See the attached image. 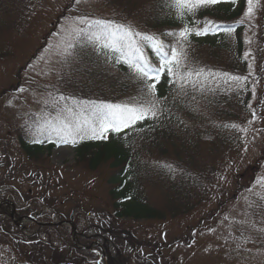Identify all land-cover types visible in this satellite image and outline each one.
<instances>
[{
  "label": "trees",
  "instance_id": "trees-1",
  "mask_svg": "<svg viewBox=\"0 0 264 264\" xmlns=\"http://www.w3.org/2000/svg\"><path fill=\"white\" fill-rule=\"evenodd\" d=\"M17 1L23 3L25 0H0V12L7 17L11 13L18 16V12L22 13V9L15 7ZM105 4L117 13L121 18V23L131 21L138 31L159 37L168 46L166 50L176 45L179 39L178 35L168 36L166 33L178 34L185 25L203 29L207 21L220 26L215 32L209 31L206 34L207 36L220 35L216 40L210 39V41L200 44L197 41L193 43L190 41V35L188 41L184 43L187 59L181 67V72L189 69H204V73L201 76H191L189 78L191 82L186 83L183 88H181L183 82L178 81L175 76H169L165 69L161 72L158 82L147 81V83H155V95L153 96L145 82L138 79L127 65L117 64L113 59L111 63L119 67L121 75L118 73L119 75L116 77L99 80L94 92L107 96L108 102L112 104L116 103L119 96L132 93H140V96L137 97L140 100H157L160 102L159 116L156 115L158 121L155 119L156 116H149L131 126L123 138H119L117 135L110 136L107 132L106 139L85 140L79 143L75 150L77 166L88 172L104 173L102 182L111 207L110 213L101 209L89 210L92 213L87 211L85 213L82 210L73 221L75 225L86 227L91 223L89 228L103 233L105 240H113L120 252L124 251V254L119 258V264H154L152 256L125 251V239L127 238L130 245L134 243V240L118 222L123 218L133 221L154 220L159 222L176 219L186 215L187 210L190 212L204 197L205 193L199 189V186L203 179L207 182L210 180V177H205L208 170L194 171V164L195 155L208 153L196 154L201 129L205 127L206 123L212 121V116L197 120L196 107L193 108L191 103L200 101L204 107H207L209 97L218 93L219 79L215 78L213 74V62L216 59L227 61L225 69L235 71V76L243 75L241 70L247 67V61L243 58L244 46L240 37L241 29L238 27L240 24L237 22L242 15L244 0H236L235 3L228 0V2H221L218 5L203 7L196 12L195 16L186 15L183 19L177 16L174 9L167 6L166 0H105ZM228 28L233 31L228 33L225 31ZM234 35L236 41L232 42ZM195 36L197 37V35ZM82 52L91 61V64L98 66L99 53L93 46L89 45L83 48ZM146 54L155 67L160 66V57L153 53L151 48H146ZM1 58L3 56H0ZM217 65L222 64L218 63ZM100 76H102L101 72L98 74V77ZM192 82H195V87ZM241 93L244 95L238 100L247 110L250 97L248 85L244 86ZM113 95L119 96L109 98ZM217 98H219L218 95ZM219 102L222 109H228L229 99L221 96ZM165 111L167 112L165 113ZM183 112L195 118L187 122L182 119ZM216 117L220 119L218 125L214 129L209 127L214 136L210 147L211 153L224 148V143L239 142L241 139L240 130L232 127L239 120L235 112L230 111V115H226V117L220 116V114ZM157 123L162 129L160 132H157ZM132 139H139L140 144L138 142L137 147H131ZM19 140L25 153L32 160H37L38 156L44 152H51L52 147L45 150V147L28 146L21 138ZM154 152L161 159L166 158V163L151 164V159H155L156 156ZM171 159L175 165L182 166L184 174H179L175 178L171 175L172 180L169 182L163 177L169 170L168 162ZM208 166L212 171V164L209 163ZM148 186L157 190L161 197L157 206L149 201L146 193ZM63 219L67 220L68 218H61V220ZM2 224L6 231L11 228L15 234L21 237L20 231L13 226L10 220ZM83 230L85 229H78V234ZM43 232L58 235L60 230L49 228L44 229ZM121 235L124 236V239L119 244L117 236ZM37 238L25 241L28 242L26 244L22 243V251L17 248L28 264H95L90 253L84 254L77 251L68 238L62 243L57 242L58 247L40 242ZM82 242L84 243V241Z\"/></svg>",
  "mask_w": 264,
  "mask_h": 264
},
{
  "label": "rangeland",
  "instance_id": "rangeland-1",
  "mask_svg": "<svg viewBox=\"0 0 264 264\" xmlns=\"http://www.w3.org/2000/svg\"><path fill=\"white\" fill-rule=\"evenodd\" d=\"M61 2L62 0H41V5L37 9V12L32 19V21L35 20L36 23L29 30L30 37L26 38L24 35L21 34L16 35L15 40L17 43L14 47L16 58L11 60L10 63H8V61L0 62V92L2 89L1 87L9 84L10 80L12 79V74L16 71V69L20 65H22L24 61L28 59V57L32 55L33 51L40 45L39 39L43 37L50 29V26L46 28V22H48V20L53 17V15L56 13V6ZM77 5H79L77 8L78 11L88 12V14L92 15L93 19H104L110 21L113 20V16L110 15L105 8L102 9L100 7L99 2L98 1L96 2V0H81V2L77 3ZM40 9L42 10L39 13ZM246 10H247V6H246ZM58 13L59 11L56 13V15ZM100 14H102V16H100ZM259 17L260 16L257 13V8H256L255 17L250 22L256 23ZM75 22L76 21L74 20L72 24L64 23V27L60 35L61 37L59 39H56L58 40L57 42L56 40L53 42L54 46L50 48V50L47 51L46 54L43 56V57H47L45 63H43V65L39 66L33 72L32 76L35 79L45 81V87L46 89H48V93L50 89H54V90L62 89V84L60 82L61 78L64 75H69L73 71H77L80 65V63L77 61L75 57H73V55L65 56L62 54L63 42L66 39V33L64 29H67L70 25H73ZM79 26L83 27V25H79ZM53 35H51L47 39V46L50 43ZM2 39H4V41L7 42L11 40V35L5 34L2 37ZM25 39L31 40L33 47L32 50L29 46H27ZM23 98H24L23 94L19 96V99H17L14 96V94H9L7 98V102L9 105L13 107V113L10 116L4 117L8 109V106L6 105L0 106V114H1L0 121L9 119L13 117L16 113L22 111L26 105L25 101L22 100ZM34 104H36V102ZM185 117H184L185 121H189L188 119L189 116H185ZM256 128H258V124L254 123L249 127V130L252 131ZM253 132L254 131H252V133ZM4 134H5V129L3 126H0V136ZM249 149H251V147H249ZM244 154L238 160L237 164L243 165L253 162L252 149L247 153L246 157H243ZM40 159L41 161L47 160L50 164L61 169L60 171L61 174L59 173L55 174L57 176L56 179L61 182V185L63 186V189L65 191H69L71 193L69 202H66L65 198H62L60 201H58L56 209H58L61 212L63 211L70 212L72 211V209L75 210L79 209L80 204L73 203V201L77 198L79 201L83 202L85 207L104 208L106 210H109V206H108L109 202L107 197L105 196V190L102 187H101V191L97 192L98 194H94L95 193L94 189H92L91 194L88 192L84 194L81 193V191L85 187H90V188L99 187L100 179L99 180L94 179L92 175H90L89 173H84L82 170L83 168L76 165L77 161L75 158V153L69 146L60 145L55 149H53L49 155L47 153L42 154ZM247 165L243 166L240 172H242ZM57 188H59V186H57ZM16 194H17L16 196L17 200L12 196H8L7 199L9 201H14L18 208L25 206V203L21 201L22 199H21L20 191L16 190ZM48 194L51 197L58 196L53 192L52 188L50 189V192H48ZM149 195L152 201L154 197L152 196V193L150 191H149ZM8 209L9 206L7 207L5 206L2 208V210H0V220L3 218V216H6ZM34 211L36 212L35 214L41 216L42 218L52 219L53 222L60 221L59 218H57L55 215L52 216L44 215V213H46V209L44 208H39L37 210L35 209ZM222 214H226V211L223 208L219 210L217 215L221 216ZM227 216L228 215H223V217H227ZM194 217L195 216L193 215L180 219L178 221L175 220L167 225H162L149 221H145V222L130 221L129 219L126 218L122 219L120 223H122L124 229L126 230L129 229L131 231L129 232L131 233L133 239H135L137 242L143 243V245H141L138 249H141V251L145 253L153 252L154 254L159 255L158 252H161V250L155 249V246H157L156 243L158 244L172 243L173 240L176 239L177 237H185L188 235L189 232H190V236L194 238V234L196 232L189 230L190 226L194 224V220H193ZM200 217L201 214H199V218ZM28 225L29 223L27 222L24 224L23 232H25V234L31 235V229H27ZM66 228L67 227H64L62 232L68 234ZM230 231H228L227 234H229ZM92 234L94 233L91 230H87V234H84L83 237L84 238L89 237ZM41 237H43L42 240L45 241L46 238L51 236L49 234H43ZM117 239H119L118 242L120 244L121 240L123 241L124 236L123 235L117 236ZM125 240H127V238ZM219 240H220V235L217 238H211V237L200 238L196 241H193L189 248V250L196 248L194 251L189 252V250L187 251L184 249L172 250L168 248L163 251L162 257L169 264H174V262H176V264H224L222 262V255H221L223 251L222 237H221V243H219ZM98 242H100L104 247L103 250L107 257L106 264H119V258L124 254V251L123 250L122 252H120V250L118 251L117 246L114 245L115 243H113L112 241H105L102 238H98ZM135 245L138 244L136 243ZM236 251H237L236 249L232 248V252L235 253ZM127 252L130 251L128 250ZM9 253H11L13 256L17 255L12 250L9 240H5L0 232V257H1L0 264H16L13 262L16 260L15 258H11V259L5 258L6 255H8ZM234 256L240 261L239 264L243 263V260L239 258L240 256H238L237 254H234Z\"/></svg>",
  "mask_w": 264,
  "mask_h": 264
},
{
  "label": "snow or ice",
  "instance_id": "snow-or-ice-1",
  "mask_svg": "<svg viewBox=\"0 0 264 264\" xmlns=\"http://www.w3.org/2000/svg\"><path fill=\"white\" fill-rule=\"evenodd\" d=\"M80 2L81 0H76V3ZM221 2H228V0H166L167 6L174 9L181 19L186 15L195 16L199 9ZM231 2L235 3L236 0H231ZM258 5L259 0H247V10L240 22L244 23L245 20L250 22L254 19ZM79 25H83V27ZM219 27V25H213L211 21H207L203 29L185 25L178 34L166 33L168 36L178 35L179 38L176 45L166 50L168 46L159 37L140 32L131 25L104 19L79 17L73 25L64 29L66 39L63 42L62 54L65 56L72 55V49L81 41H86L99 54L105 55L107 59L114 58L117 64L124 63L127 65L138 79L145 82L147 89L154 96L155 83H147V81L155 80L158 82L161 72L165 69L169 76H175L178 81L183 82L181 88L186 83L191 82L189 79L191 76H201L204 73V69H189L181 72V67L187 59L183 45L193 33L197 36L206 35L209 31L215 32ZM225 31L231 33L233 29L228 28ZM146 48H151L152 52L160 57L159 67L152 64L146 54ZM251 67L250 64L249 68L251 69ZM224 77H226L225 83L231 81L237 86H242V81L247 79V77L228 73H224ZM192 83L195 87V82ZM254 93L255 89H253ZM68 99L65 96H60L58 99L54 98L52 106L56 115L51 116L49 114L48 117L43 118V122L38 127L41 132L55 133L60 136L64 143L69 142V140L75 143L77 137L80 139L85 137L106 138L105 134L109 129L113 132H120L149 116L155 117L158 111L157 102L152 99L134 98L132 103L123 104L73 101L71 105L66 103ZM60 101H65V103L60 104ZM232 127H236V125H232ZM241 130L247 131V129Z\"/></svg>",
  "mask_w": 264,
  "mask_h": 264
}]
</instances>
